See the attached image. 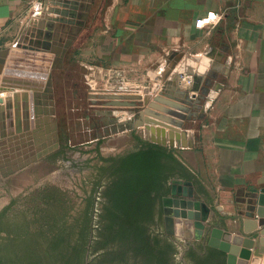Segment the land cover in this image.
I'll return each mask as SVG.
<instances>
[{
	"label": "crops",
	"instance_id": "1",
	"mask_svg": "<svg viewBox=\"0 0 264 264\" xmlns=\"http://www.w3.org/2000/svg\"><path fill=\"white\" fill-rule=\"evenodd\" d=\"M44 1L0 0V49L22 40ZM209 12L220 14L219 22L198 27ZM86 25L76 39L80 63L97 80L121 75L126 96L140 94L144 105L170 86L198 97L210 82L206 101L186 122V138L172 131L174 145H164L160 125L141 127L139 135L175 150L196 181L173 179L192 181L196 199L210 206L212 226L253 238V254L264 239L256 213L264 192V0H95ZM196 80L198 91H191ZM175 219L181 240L188 230Z\"/></svg>",
	"mask_w": 264,
	"mask_h": 264
},
{
	"label": "rangeland",
	"instance_id": "2",
	"mask_svg": "<svg viewBox=\"0 0 264 264\" xmlns=\"http://www.w3.org/2000/svg\"><path fill=\"white\" fill-rule=\"evenodd\" d=\"M81 42L79 40L69 49L64 68L54 69L52 73L58 145L40 153L37 161L0 179L3 189L0 194V249H5L11 243L8 238L11 235L14 239L17 228L24 231L25 239L36 243L39 252L45 250L49 240L54 238L52 232L61 231L66 245H73L77 237L74 231H79L90 195L93 194L98 167L103 164L101 156L124 154L133 149L137 142L136 136L141 138L140 128L149 129L154 125L144 124L133 128L129 123L134 122L135 114L128 111V106L107 104L112 100H119L111 96H126L128 83L121 75L104 76L97 80L90 65H82L79 61L77 47ZM167 89L171 90V86ZM140 99L137 102L144 101L145 97ZM138 107L143 108L145 105L139 104ZM113 120L129 123L121 125ZM188 120L183 122L185 130ZM165 128L163 126L159 129L160 135H165L163 140L167 144L174 145L171 140L174 133L171 129L167 132ZM47 187H57L61 193L57 195V192L47 191V195L43 196ZM54 195L58 197L57 201L44 207L43 200ZM162 210V218L157 220L160 225L153 229L157 231L163 228L165 235L179 246L175 261L171 264H189L187 260H192L185 257L186 252L194 248L198 241H206L205 236L202 239L195 237V223L201 221L192 219L189 223L186 219H181L179 222L188 233L181 234L183 237L179 240L166 232L167 214L163 205ZM49 211L52 213L50 216L46 214ZM204 228L206 229V224ZM25 231L29 234L26 235ZM70 231H73L72 236L69 235ZM15 241L16 239L13 240ZM119 249L113 247L109 256L97 258L100 255L98 253L87 257V260L94 264H128L125 262L126 254ZM127 256L131 260L130 264L154 263L153 259L148 260L145 254H138L136 251L128 252Z\"/></svg>",
	"mask_w": 264,
	"mask_h": 264
},
{
	"label": "water",
	"instance_id": "3",
	"mask_svg": "<svg viewBox=\"0 0 264 264\" xmlns=\"http://www.w3.org/2000/svg\"><path fill=\"white\" fill-rule=\"evenodd\" d=\"M94 2L95 0H45L44 13L30 21L22 40L12 48L0 49V93H13L5 98L0 97V179L37 161L40 153L58 145L52 73L54 69L64 68L65 57L84 30ZM50 71V79L47 81ZM197 82L196 80L191 91H198ZM45 84L47 87L43 92ZM209 87L210 82L207 81L198 97L190 95L189 90H162L143 108L138 107L139 104H144L137 102L142 98L139 95L111 96L119 100H112L107 104L128 106V111L135 114L132 123L113 120L121 125L129 123L136 128L154 124L175 132L183 129L181 134L186 138L187 131L183 128V122L190 119L193 111L206 101ZM27 90L32 93L25 92ZM161 143L167 144L166 140ZM188 145L190 144L185 140L183 146ZM2 193L0 181V194ZM170 195L162 198L164 212L167 214L168 234L175 235L176 216L189 221L197 219L201 222L195 223L196 239L205 236L208 246L225 252L226 264H249L250 259V264H264V239H261V247L254 251L252 257L251 249L255 244L253 238L212 226L209 223L210 206L196 199L192 181L173 179ZM167 202L172 206L171 212L166 210ZM256 213L260 217V225L264 226V192L258 195ZM248 215L252 216L253 213L249 212Z\"/></svg>",
	"mask_w": 264,
	"mask_h": 264
},
{
	"label": "trees",
	"instance_id": "4",
	"mask_svg": "<svg viewBox=\"0 0 264 264\" xmlns=\"http://www.w3.org/2000/svg\"><path fill=\"white\" fill-rule=\"evenodd\" d=\"M75 43L76 40L71 48ZM136 141L135 147L124 154L101 156L103 164L98 167L93 194L79 231H74L77 237L73 245H66L61 231L52 232L54 238L49 240L45 250L39 252L36 243L25 239L24 231L17 228L16 241L13 242L10 235L11 243L0 249V264H94L88 262L87 257L98 253L97 258L109 256L113 247L126 254L128 264L131 260L127 254L132 251L145 254L148 260L153 259V264L175 261L178 249L174 240L165 235L163 228L157 231L153 228L160 225L162 198L170 191L171 179L196 180L174 149L138 136ZM47 191L61 193L57 187H47L43 196ZM56 199V195L47 197L43 206L48 207ZM46 214L52 215L50 211ZM25 233L29 234L28 231ZM72 234L70 231L69 235ZM194 255L196 250L190 248L185 257ZM214 258L218 264H226V253L208 246L206 262Z\"/></svg>",
	"mask_w": 264,
	"mask_h": 264
},
{
	"label": "flooded vegetation",
	"instance_id": "5",
	"mask_svg": "<svg viewBox=\"0 0 264 264\" xmlns=\"http://www.w3.org/2000/svg\"><path fill=\"white\" fill-rule=\"evenodd\" d=\"M197 243L198 244L193 246L194 249L196 250V255L192 257L189 256V258L192 260V262L187 260L189 264H218L219 263L216 258L211 259L210 261L206 262V249L208 247L207 242L198 241Z\"/></svg>",
	"mask_w": 264,
	"mask_h": 264
},
{
	"label": "built area",
	"instance_id": "6",
	"mask_svg": "<svg viewBox=\"0 0 264 264\" xmlns=\"http://www.w3.org/2000/svg\"><path fill=\"white\" fill-rule=\"evenodd\" d=\"M40 3H37L35 4L33 7H34V11H36V9L40 8ZM221 19V15L216 13V12H209L206 16L204 17H201L197 20L196 24L198 27H202L204 25H208V24H216L219 22V20ZM181 79L183 81H187L188 83H191L193 81V78L186 75V74H183L181 76Z\"/></svg>",
	"mask_w": 264,
	"mask_h": 264
},
{
	"label": "bare ground",
	"instance_id": "7",
	"mask_svg": "<svg viewBox=\"0 0 264 264\" xmlns=\"http://www.w3.org/2000/svg\"><path fill=\"white\" fill-rule=\"evenodd\" d=\"M43 11V10H42ZM43 13H44V11H43ZM50 74H51V71L49 72V75H48V78H47V81L50 79ZM46 87H47V84H45L44 86H43V92H45V89H46ZM16 92H21L20 90H16ZM25 92H27V93H32V91L31 90H27V91H25ZM4 93H6V96L5 97H7V96H9L10 94L11 95H13V93L12 92H4ZM0 94H2V93H0ZM1 97V96H0ZM5 97H2V98H5ZM169 202H167V204H168ZM166 210L168 211V212H171L172 211V208H171V206H166Z\"/></svg>",
	"mask_w": 264,
	"mask_h": 264
}]
</instances>
